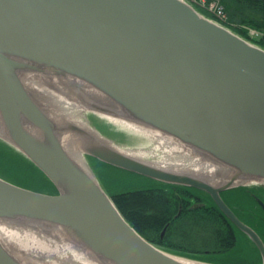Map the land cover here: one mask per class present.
<instances>
[{
    "label": "water",
    "instance_id": "1",
    "mask_svg": "<svg viewBox=\"0 0 264 264\" xmlns=\"http://www.w3.org/2000/svg\"><path fill=\"white\" fill-rule=\"evenodd\" d=\"M31 70L78 78L107 95L126 117L176 137L238 176L260 181L263 48L182 0H0V114L7 132L2 138L58 190L38 192L0 177V219L61 226L107 264H189L126 220L62 144L59 133L72 131L83 138V152L100 161L205 191L264 259L259 235L220 196L236 185L233 177L212 184L100 144L73 124L58 127L20 79V72ZM0 264L24 263L0 240Z\"/></svg>",
    "mask_w": 264,
    "mask_h": 264
},
{
    "label": "bare ground",
    "instance_id": "2",
    "mask_svg": "<svg viewBox=\"0 0 264 264\" xmlns=\"http://www.w3.org/2000/svg\"><path fill=\"white\" fill-rule=\"evenodd\" d=\"M19 76L36 104L58 127L73 124L87 135L95 137L96 142L100 144L105 143L126 155L164 169L201 176L212 184L231 177L234 178L232 183L241 184L240 186L264 184V179L259 181L247 176H238L230 167L212 160L176 137L126 117L107 95L78 78L34 70L22 71ZM97 107L108 112L98 111ZM96 114L154 140L152 148L155 149V153L153 152L152 155L160 151L162 160L153 162L146 158L143 151L121 148L105 139L87 122L90 120L89 116ZM4 125L0 114V136L6 138ZM29 127L33 130L32 126ZM59 138L70 156L86 171L92 173L86 167L85 153L82 150L83 138L72 131L60 132ZM0 240L8 252L24 264H107L90 249L75 241L63 227L45 222L0 219ZM180 260L189 264H207L184 258Z\"/></svg>",
    "mask_w": 264,
    "mask_h": 264
},
{
    "label": "trees",
    "instance_id": "3",
    "mask_svg": "<svg viewBox=\"0 0 264 264\" xmlns=\"http://www.w3.org/2000/svg\"><path fill=\"white\" fill-rule=\"evenodd\" d=\"M221 3L229 19L226 24L235 25L233 29L241 36L247 37V33L239 24H247L264 31V0H221ZM94 160L96 161V158ZM98 162L154 183L152 186L127 189L112 195L119 211L145 239L159 247L182 253L213 254L220 257L233 253L239 257L238 235L247 237L239 229L233 228L216 208L208 205L191 208L190 204L182 199L179 210L176 193L202 190L160 182L100 160ZM240 187L246 189V192H253L245 186ZM237 215L244 223L250 225L239 212ZM166 223V231L162 234ZM247 245L249 246L248 243ZM251 250L255 254L258 253L254 247ZM217 259L219 264L229 263L224 259ZM231 263L239 264L232 261Z\"/></svg>",
    "mask_w": 264,
    "mask_h": 264
},
{
    "label": "rangeland",
    "instance_id": "4",
    "mask_svg": "<svg viewBox=\"0 0 264 264\" xmlns=\"http://www.w3.org/2000/svg\"><path fill=\"white\" fill-rule=\"evenodd\" d=\"M188 1L194 4V8L206 17L218 22L232 32L235 31L233 29V27H236L235 25L226 24L229 20L228 15H226L225 12L223 15L221 14L222 16L219 15V7H217V4L214 0ZM239 25L240 28L246 30L247 37L241 36L236 31L234 33L264 49V31L248 26L247 24ZM89 119L87 122L92 125L102 136H104V138L112 141L115 145H118L121 148H131L135 151H143L146 155V158L153 162L162 160L160 151H156V155H152L153 152L155 153V149L152 148L154 147V140L148 138L147 136H141L134 131L124 128L123 126L112 123L106 118L97 114L96 116H89ZM84 155L86 159V167L92 172L93 176L111 198L113 194L123 190L142 188L146 186H152L154 184L151 181H147L138 176H133L126 172L119 171L115 168L102 164L98 162L97 159L95 161V157L87 154ZM0 177L18 186L34 191L48 194L58 193V190L53 182L48 177H46L32 161L2 137H0ZM235 184L236 185L228 187L222 191L225 194L226 200L231 204L236 212H239L243 217L246 218L247 221H249L250 226L256 228L264 236V209L260 203L256 201V197H254H259L264 203V184L245 185V187L253 191L252 193L246 192V189L240 187L241 184ZM238 239L239 242L237 241V244L240 250L237 255L239 257L233 253L220 257L214 256L213 254L196 255L192 253H182L162 247L159 248L170 254L199 263L219 264L216 262L218 261L217 258H219L224 259L225 262H229L228 264H232L231 261L233 263L237 262L239 264H262L259 254L257 253V255L253 252V250H251L254 246L251 244L249 239L243 238L242 235H238Z\"/></svg>",
    "mask_w": 264,
    "mask_h": 264
},
{
    "label": "flooded vegetation",
    "instance_id": "5",
    "mask_svg": "<svg viewBox=\"0 0 264 264\" xmlns=\"http://www.w3.org/2000/svg\"><path fill=\"white\" fill-rule=\"evenodd\" d=\"M176 198L179 200L178 204H179V210L181 209L182 206V199L187 201V203L190 204L191 208L194 207H201V206H212L214 208H216L223 216L225 219H227L233 228H237L220 210V208L215 204V202L213 201L212 197L206 193L205 191H187V192H183V193H176ZM220 196L222 197V199L224 200V202L230 207V209L237 215V212L235 211V209L231 206V204L226 200L225 198V194L221 191L220 192ZM256 197V201H257V196ZM260 199V198H259ZM261 200V199H260ZM238 216V215H237ZM239 217V216H238ZM240 218V217H239ZM241 219V218H240ZM243 221V219H242ZM168 223L165 224V226L163 227L164 231H166V227H167ZM250 226V225H249ZM261 238L262 242L264 243V236L253 226H250ZM238 229V228H237ZM242 232V231H241ZM243 233V232H242ZM245 234V233H244ZM245 236L249 239V241L251 242V244L255 247V249H257L258 254H259V258L261 263L264 262V259L261 255V253L259 252L258 248L256 247V245L250 240V238L245 234Z\"/></svg>",
    "mask_w": 264,
    "mask_h": 264
},
{
    "label": "built area",
    "instance_id": "6",
    "mask_svg": "<svg viewBox=\"0 0 264 264\" xmlns=\"http://www.w3.org/2000/svg\"><path fill=\"white\" fill-rule=\"evenodd\" d=\"M182 1H184V2H186V3H188L189 5H191V6H193L194 4H192L190 1H188V0H182ZM202 1H204V0H202ZM215 1V3L217 4V7H219V15H223L224 14V7H223V5L221 4V1L220 0H214ZM194 7V6H193ZM215 11V10H214ZM221 15V16H222ZM218 23V22H217Z\"/></svg>",
    "mask_w": 264,
    "mask_h": 264
}]
</instances>
